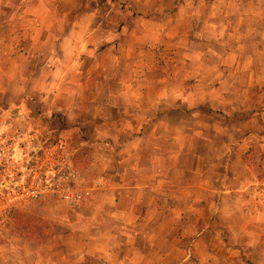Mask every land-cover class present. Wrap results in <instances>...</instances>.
<instances>
[{
  "label": "crops",
  "instance_id": "crops-1",
  "mask_svg": "<svg viewBox=\"0 0 264 264\" xmlns=\"http://www.w3.org/2000/svg\"><path fill=\"white\" fill-rule=\"evenodd\" d=\"M120 2L136 11L124 21V53L123 31L97 26ZM31 5L80 12L57 23L96 19L79 34L50 35L68 48L65 64L1 71L39 94L42 121L62 113L68 137L91 148L84 177L99 172L102 189L53 214L66 221L61 236L6 233L0 264H264V217L245 210L241 193L264 177V0H0V20ZM101 44L112 66L83 67L78 57L91 60ZM13 103L20 113L32 101Z\"/></svg>",
  "mask_w": 264,
  "mask_h": 264
},
{
  "label": "rangeland",
  "instance_id": "rangeland-1",
  "mask_svg": "<svg viewBox=\"0 0 264 264\" xmlns=\"http://www.w3.org/2000/svg\"><path fill=\"white\" fill-rule=\"evenodd\" d=\"M120 5L122 12L119 10V5H117L119 12L118 16L114 15L116 9L113 6L112 8L106 9L104 23H98V25L96 23L98 27L100 25V30L104 29L106 34L114 33L115 37L118 35L117 33L123 31L122 29L125 24L124 21L127 19V16L136 13L135 8H125V2H120ZM5 10L8 13H4V16L9 19L7 20L9 23L0 20V37L8 34L10 38L8 37L3 40L0 39V132L8 125L20 126L25 122L21 116L31 114L29 106L25 105L23 108L24 112L17 113L18 110H15L13 102L21 98V96L23 98L31 99L36 109L35 120L31 117L33 119L30 121H32L33 127L37 130V133L50 140H62L66 145L68 153L72 155L71 157L74 166L79 170L80 176L86 177V174H89L87 168H89V164L92 160L91 148L86 144H80L82 139L79 134L68 137V131L71 133L72 130L67 127V122L61 119V112H52V116L50 117L52 123H46L38 118L40 115L43 116V109L38 103L40 100L39 94L37 92L34 93V90L30 87L18 88L17 86H12L7 80L9 79L10 73L8 71L2 73L1 67H22V69L26 70V73H30L33 70V67H50L48 64L57 61V58L60 60L59 63L62 62V64H65L69 59L66 55L68 53V48L63 45L64 43L59 42L58 46H54L55 41L50 35H54L55 37L58 33L59 36L57 37L62 38L64 35H69L73 30L72 28L77 32L81 30L82 27H88L90 29L94 26V20L96 21V19L90 16V19L86 18L85 20H82L80 18V12L78 14L73 11L74 16H80L76 23H67L66 21L57 23L53 22V19L54 21L55 18L59 19L60 15L64 17H72L73 15L66 13L65 9H59L56 11L55 9L32 7V5L22 9L11 7ZM37 29L38 31H36ZM125 31H127V29H124L122 32L121 41L123 53L124 49L128 46L124 47L126 41L123 38V33ZM101 34L102 33L100 32V36ZM104 47L105 46L101 44L100 49L98 47L92 49L94 57H92L91 60L88 59V55L81 54V56L78 57V62L83 67H111L113 62V50L106 47L104 51H102ZM55 48H57V53ZM122 59H124V57ZM123 67H126V65H123ZM18 71L19 70L15 71V75H17ZM12 73L13 72H11V74ZM21 91L23 95L18 96ZM87 93L88 92L85 91V94ZM66 105L67 103L65 100L60 103V106L63 108ZM46 106L49 111L55 107L52 102H48ZM80 106L82 107V104L78 107ZM92 112V108H87L86 114L87 116L89 115V118L93 116ZM74 114L75 111L73 110L69 112L70 116ZM6 115H8V119H6ZM45 125L46 127H44ZM50 125L58 128L54 129ZM79 128H81L80 130L82 131L83 137L89 136L91 129L90 126L81 125ZM94 156L93 157L96 159H101L100 152H97ZM89 171L91 172L92 169L89 168ZM90 175V180L100 177L99 172H93ZM258 180H264V177H260ZM99 187L100 185H97L90 197H93V195H96L102 189ZM65 211H67V209L59 206L51 200L26 204L9 215L5 225L0 229V239L3 238L6 233L13 237L19 236L35 242H43L45 239H49V235L51 234L61 236V229L66 227L64 226L66 221L63 220V217H55L53 214L63 213ZM57 225H61L62 228H58ZM27 252H30L31 254V246L27 247ZM44 252L45 251H42V253Z\"/></svg>",
  "mask_w": 264,
  "mask_h": 264
},
{
  "label": "built area",
  "instance_id": "built-area-1",
  "mask_svg": "<svg viewBox=\"0 0 264 264\" xmlns=\"http://www.w3.org/2000/svg\"><path fill=\"white\" fill-rule=\"evenodd\" d=\"M24 120L0 132V229L26 204L51 200L65 209L76 208L100 185L99 178L89 182L80 176L62 140L39 135L32 121ZM241 193L245 210L264 217V180L246 185Z\"/></svg>",
  "mask_w": 264,
  "mask_h": 264
},
{
  "label": "water",
  "instance_id": "water-1",
  "mask_svg": "<svg viewBox=\"0 0 264 264\" xmlns=\"http://www.w3.org/2000/svg\"><path fill=\"white\" fill-rule=\"evenodd\" d=\"M29 109L31 110V116L35 113V109H36V107H35V105L33 104V102L32 103H30L29 105Z\"/></svg>",
  "mask_w": 264,
  "mask_h": 264
}]
</instances>
